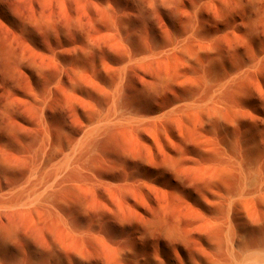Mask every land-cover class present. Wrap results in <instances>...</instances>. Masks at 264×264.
Wrapping results in <instances>:
<instances>
[{"label": "bare ground", "instance_id": "1", "mask_svg": "<svg viewBox=\"0 0 264 264\" xmlns=\"http://www.w3.org/2000/svg\"><path fill=\"white\" fill-rule=\"evenodd\" d=\"M201 25L152 47L122 48L110 81L100 58L102 75L75 60L66 78L29 87L35 155L61 158L46 170L30 164L38 176L25 185L0 184V211L20 216L54 257L68 264H264V131L248 106L264 72V38L256 23L213 35ZM90 41L83 46L94 50ZM131 63L162 67L153 91L174 81L184 86L187 68L180 70L193 66L200 92L176 95L156 111L132 110L122 83ZM77 107L83 119L71 131L61 121ZM14 127H0V178L18 169L6 152L19 148L4 139ZM15 230L2 224L0 243Z\"/></svg>", "mask_w": 264, "mask_h": 264}, {"label": "rangeland", "instance_id": "2", "mask_svg": "<svg viewBox=\"0 0 264 264\" xmlns=\"http://www.w3.org/2000/svg\"><path fill=\"white\" fill-rule=\"evenodd\" d=\"M191 23L202 24L201 27L211 34L223 32L227 25L239 29L257 26L261 39L264 38V0H0V127L5 124L15 126L13 133L4 139L13 148H19L7 150V157L18 164V169L9 178H0V184L8 187L25 185L28 178L34 180L38 176H31L30 164L46 170L52 161L61 158L56 156L48 162L35 155V103L29 94L31 85L45 84L59 75L66 78L75 60L82 61L88 74L102 75L98 65L100 58L107 64L105 74L110 81L123 63L122 48L136 50L144 45L152 47L164 39H176ZM242 23L248 24L242 26ZM85 38L93 44L95 41L98 48L94 44V50L85 49ZM232 57L236 61V57ZM36 63L45 65L42 73L33 70L32 65ZM187 66L180 70L187 68L182 74L187 73L190 78L187 77L186 84L183 82L184 86L180 85L182 82L174 81L178 85L170 82L153 91L154 77L162 67L156 63L149 66L129 64L122 83L124 98L128 103L131 101L130 108L152 112L178 99L181 94L179 99L188 97L190 92L191 95L198 94L200 88L194 83L196 77L193 76L197 75L194 71L197 69ZM259 72L260 83L256 85L260 88L252 87V90L256 87L254 91L257 92L253 91V95L251 90L248 106L260 116L264 128V72ZM105 102L104 91L100 106H105ZM52 118L59 121L53 113ZM81 119V107H77L68 109L61 123L65 121L63 125L69 124L74 131ZM263 141L260 146L264 147ZM162 155L157 154L159 157ZM186 177H189L188 173ZM4 223L13 224L16 230L9 242L0 243V264H68L66 259L56 258L43 248L35 230L27 226L20 216L0 211V226ZM32 238H35V244Z\"/></svg>", "mask_w": 264, "mask_h": 264}]
</instances>
